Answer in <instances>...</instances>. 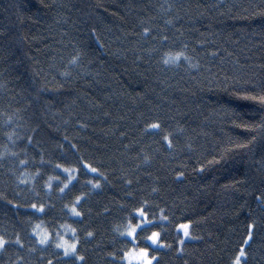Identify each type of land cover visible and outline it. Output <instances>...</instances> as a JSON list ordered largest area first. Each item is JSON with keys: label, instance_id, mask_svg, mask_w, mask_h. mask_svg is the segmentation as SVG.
I'll return each instance as SVG.
<instances>
[{"label": "trees", "instance_id": "1", "mask_svg": "<svg viewBox=\"0 0 264 264\" xmlns=\"http://www.w3.org/2000/svg\"><path fill=\"white\" fill-rule=\"evenodd\" d=\"M138 249L264 264V0H0V264Z\"/></svg>", "mask_w": 264, "mask_h": 264}, {"label": "rangeland", "instance_id": "2", "mask_svg": "<svg viewBox=\"0 0 264 264\" xmlns=\"http://www.w3.org/2000/svg\"><path fill=\"white\" fill-rule=\"evenodd\" d=\"M138 215L140 216L139 222L135 225H130L124 230V235L129 238H134L137 229L147 224L149 221L145 217L144 213L142 211H138ZM42 225V224H40ZM43 227V226H39ZM190 226L188 223H182L179 225L178 229L182 234V239L187 240L191 238L190 235ZM39 235L34 233L38 240L41 243H46L48 241V238L46 240L42 239V237H46L44 231L42 228L38 229ZM62 233V231H61ZM63 233L62 235H59L55 239V245L61 249L64 253V255L73 256L77 255L76 248H77V236L74 233V229L70 227L69 225L63 227ZM149 242L152 245H160L159 242V234L155 232L152 234V236L149 239ZM240 257L242 258L243 252L241 253ZM154 258H152L147 250L144 249H138V250H132L128 252L125 256V264H153Z\"/></svg>", "mask_w": 264, "mask_h": 264}]
</instances>
